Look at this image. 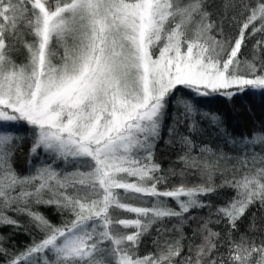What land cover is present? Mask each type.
Masks as SVG:
<instances>
[{
	"label": "snow or ice",
	"instance_id": "obj_1",
	"mask_svg": "<svg viewBox=\"0 0 264 264\" xmlns=\"http://www.w3.org/2000/svg\"><path fill=\"white\" fill-rule=\"evenodd\" d=\"M244 93L264 98V0H0V227L29 236L0 235V264H264V132L193 139Z\"/></svg>",
	"mask_w": 264,
	"mask_h": 264
},
{
	"label": "trees",
	"instance_id": "obj_2",
	"mask_svg": "<svg viewBox=\"0 0 264 264\" xmlns=\"http://www.w3.org/2000/svg\"><path fill=\"white\" fill-rule=\"evenodd\" d=\"M259 38V34H257ZM249 48H251V43H249ZM243 51V49H242ZM211 114L218 115L222 121L223 133L215 125H212L208 120H200L199 125L202 132L199 136H193V139L199 144H209L211 147L215 148L219 145L224 152L230 155H235L233 150V145L225 143V136L230 137L235 140H241L244 137H251L254 133L264 132V98L260 96H253L249 93H244L243 95L234 96L231 100L225 97L216 98L210 105L203 109ZM181 132H185V128L181 126ZM20 135L22 137L21 147L17 150L14 157V166L20 173H25L28 169V151L31 143L30 133L25 130H21ZM163 138L166 140L167 130L165 129L162 133ZM260 147L257 146V151H260ZM177 157V152L166 147L163 141H161L157 146L156 159L161 163L162 167L167 169L171 162ZM35 162V161H33ZM177 166L178 165H173ZM219 179L217 178V183ZM232 192L229 189H220L217 195L210 197L213 208L215 211L217 206L223 205L224 201L231 197ZM169 204L172 207L176 205L169 199ZM40 212L46 215L53 223H58L61 219L60 216L55 212L53 208L40 206L38 208ZM256 213L257 224L264 222V218L261 217V213L256 209H250V213ZM209 210L207 208L200 209L199 211L194 210V214L199 217H207ZM23 224H27V217H18ZM248 221H245L247 225ZM198 222L189 221L188 225H185L184 232L191 235L192 230L197 227ZM245 225L241 226L240 231H245ZM168 227H172L171 224ZM215 230H219V226H215ZM0 235L8 236V245L15 244L17 248H23L25 244L29 242V236L23 233L14 234L11 227H0ZM197 242L199 239L197 238ZM7 246V245H6ZM151 240L145 238L144 245L141 247V252L151 251Z\"/></svg>",
	"mask_w": 264,
	"mask_h": 264
}]
</instances>
